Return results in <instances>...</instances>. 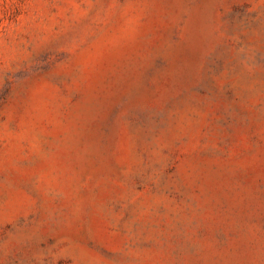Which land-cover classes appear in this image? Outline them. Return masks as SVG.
Masks as SVG:
<instances>
[{
  "label": "rangeland",
  "instance_id": "374dc122",
  "mask_svg": "<svg viewBox=\"0 0 264 264\" xmlns=\"http://www.w3.org/2000/svg\"><path fill=\"white\" fill-rule=\"evenodd\" d=\"M0 264H264V0H0Z\"/></svg>",
  "mask_w": 264,
  "mask_h": 264
}]
</instances>
